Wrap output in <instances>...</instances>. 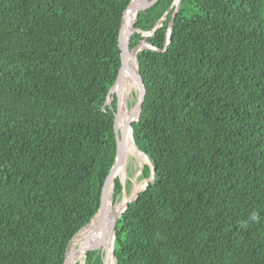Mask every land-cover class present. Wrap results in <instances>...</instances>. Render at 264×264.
I'll return each mask as SVG.
<instances>
[{"label":"trees","instance_id":"trees-1","mask_svg":"<svg viewBox=\"0 0 264 264\" xmlns=\"http://www.w3.org/2000/svg\"><path fill=\"white\" fill-rule=\"evenodd\" d=\"M129 1L0 0V264H63L98 209ZM174 8L157 0L135 23L132 46L163 49L136 55L146 93L132 135L155 175L117 218L110 258L264 264V0H180L165 45ZM89 247L83 264H101V232Z\"/></svg>","mask_w":264,"mask_h":264},{"label":"water","instance_id":"water-1","mask_svg":"<svg viewBox=\"0 0 264 264\" xmlns=\"http://www.w3.org/2000/svg\"><path fill=\"white\" fill-rule=\"evenodd\" d=\"M179 1L180 0H175V8H174V11L172 13V16H171V19H170V22H169V25L167 28V32H166L165 45H167L169 43V40H170V33L172 30L175 14L178 10ZM156 2H157V0H130L128 2V4L126 5L125 9L122 11L120 26H119L118 35H117V43H118L119 56H120V65L117 69V74H116L115 80L108 89L106 100H105V102L107 104H109V106L111 108H112V101L115 100V110L113 111L114 112L113 113V131H114V136H115V157H114L112 166L110 167V169H109V171H108V173L104 179L102 188H101L98 209H97L96 213L91 218V220H92L96 215H98L99 224L105 223V222L107 223L109 221L108 216H107V210H106L109 188H111V196H112V200H113L112 192H113L114 179L116 178V177H114V174L126 162V141H125L124 136H125L128 128H130L131 135H132V123L134 121H137L139 118V115H140V112L142 109L143 100H144L145 93H146V86H145L143 79L141 77V73L139 70V63H138L137 58H136L137 52L141 49H152V50H157V51L163 50V49H159V48L153 46L151 43H148L146 41L140 42V43L136 44L135 46H132V35H133V33L136 31L142 32L141 29H139L135 26V23H136L137 17H138V13L140 11L147 10L148 8L153 6ZM129 12H132L134 14V16L130 20V22H127L125 15ZM159 26L160 25H156L154 28H157ZM153 30L150 31L148 34L152 33ZM135 61H136V66H133L132 63ZM128 65L132 69V74L134 77L136 90H137V96H136V101H135L134 105L130 109L131 111H130L128 117L125 119V122L122 125V127L119 128V125H118L119 111H120L119 87H120L122 79H123L124 70L126 68H128ZM132 138H133V135H132ZM133 142H134V145L137 148V150L139 152L143 153L142 151H140L138 149L134 139H133ZM146 159H147V161H145V163H147L151 166V173H150V176L146 179L147 182H146L145 186L149 182L153 181L154 175H155V169L151 165L147 156H146ZM118 179H119L120 183L123 185V194H122V197H123L124 195H126V189L124 187L126 179H122L120 177H118ZM145 186H144V188H145ZM140 191L136 192V194L133 198H131L129 200H125L124 204L122 206L121 212L117 216L112 217L109 221L110 228H109V234H108V237H109L108 241H109V243H111L110 252H111V256H112L114 261H115L114 238H115V225H116L117 218L123 212V210L126 208L128 203L131 200H133L135 197H137V195ZM85 226H83V228ZM80 231H78L75 235H73V237L68 242V245H67L66 250H65V257H64L63 264H66V262L68 260V248L70 246L72 239L75 238ZM89 248H90L89 246H86L84 248V250L85 251L90 250ZM100 261H101V264H107L106 253L103 250V248L100 251ZM79 262H80V264L83 263V261H79Z\"/></svg>","mask_w":264,"mask_h":264},{"label":"bare ground","instance_id":"bare-ground-1","mask_svg":"<svg viewBox=\"0 0 264 264\" xmlns=\"http://www.w3.org/2000/svg\"><path fill=\"white\" fill-rule=\"evenodd\" d=\"M134 14L132 12H129L125 15L126 21L130 22V20L133 18ZM133 66H136V61L132 63ZM136 89L134 77L132 74V69L128 65V68L124 70L123 74V79L121 82V85L119 87V104H120V111H119V120H118V125L119 128L122 127V125L125 122V119L128 117L130 113V108L127 106V96L131 92V90ZM125 141H126V162L125 164L120 167L114 174V177H116V174L118 173L119 177L122 179H125L127 175V164L129 162V158L132 156L136 160V164L142 165L147 161L146 156L139 152L137 148L134 145L133 138L131 135V130L130 128L127 129L126 134L124 136ZM139 167V166H138ZM147 180L144 179L141 182H138L137 179H135L134 182V192H138L142 190L146 184ZM111 194V188H109V193H108V200ZM128 198V197H127ZM126 199V198H125ZM108 203V201H107ZM124 204V200L114 202L113 205L110 207H107V216L108 220L112 217L117 216L121 210L122 206ZM109 221L106 223H101L99 224L98 222V215H96L92 221H90L78 234L75 238L72 239L70 246L68 248V260L66 264H73L76 259L79 261L84 262V258L86 255V251L84 248L86 246H89L90 240L98 234V232H107L110 225ZM104 237V236H103ZM79 245V248L77 246ZM111 248V245H110ZM76 254V255H75ZM107 261V260H106ZM83 264V263H82Z\"/></svg>","mask_w":264,"mask_h":264},{"label":"rangeland","instance_id":"rangeland-1","mask_svg":"<svg viewBox=\"0 0 264 264\" xmlns=\"http://www.w3.org/2000/svg\"><path fill=\"white\" fill-rule=\"evenodd\" d=\"M147 34L148 33H146L145 35H147ZM136 96H137V90L133 88V90H131V92L127 96V106H128V103H130L132 99L135 98V100H136ZM133 105L131 104V106L130 107L128 106V108L131 109ZM128 163H129V165H128L129 170L132 171V173H131V175H129V173L127 172V175H126L125 179L129 178L131 180V184H130L129 190L128 191L126 190V195H124L120 199V200H122V198H123L124 201L125 200H129V199H131V198H133L135 196L136 193L134 192V188H133L135 179H137L138 182H141L142 180L147 179V178L140 177V175H139V173L141 171L140 168H141V166L144 163L142 165L136 164L137 162H136V160L132 156L129 158V162ZM101 233H102V240H103V248H104V250L106 252L107 264H113L112 259L110 258V254H111V252H110V250H111L110 245H111V243H109V241H108L109 240V237H108L109 229H108L107 232H101ZM78 248H79V245L77 246V248L75 250H77Z\"/></svg>","mask_w":264,"mask_h":264}]
</instances>
